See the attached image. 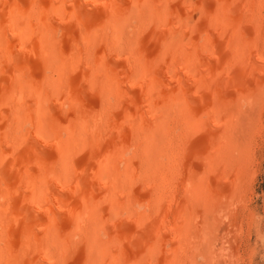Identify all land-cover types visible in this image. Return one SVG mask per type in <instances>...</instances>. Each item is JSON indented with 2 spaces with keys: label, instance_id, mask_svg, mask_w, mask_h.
Segmentation results:
<instances>
[{
  "label": "bare ground",
  "instance_id": "1",
  "mask_svg": "<svg viewBox=\"0 0 264 264\" xmlns=\"http://www.w3.org/2000/svg\"><path fill=\"white\" fill-rule=\"evenodd\" d=\"M261 11L264 0H0V264L209 258L202 243L240 191L228 163L208 161L231 151L214 125L235 136L249 119L230 109L237 82L260 83Z\"/></svg>",
  "mask_w": 264,
  "mask_h": 264
},
{
  "label": "rangeland",
  "instance_id": "2",
  "mask_svg": "<svg viewBox=\"0 0 264 264\" xmlns=\"http://www.w3.org/2000/svg\"><path fill=\"white\" fill-rule=\"evenodd\" d=\"M259 15H264V11H261L260 13L257 14V16H259ZM258 37H259L258 42H261V44L259 46V48H260L259 51H262V52H260V54L264 57V51H263L264 46H262V44H264V27L261 30V32L259 33ZM258 45H259V43H258ZM209 51H211V53L212 52L214 53L213 49H210ZM261 60H263V62H264V58H262ZM231 64H233V62ZM231 67L235 68L236 65H233ZM260 67H262V69H261L262 71L257 70V73H256L257 79L259 80L260 83L259 84L257 83L256 86L251 87L252 90H250L251 88H248L246 90L245 87H242L243 86L242 83L237 82V84H236V85L240 86V89H243V88L244 89L240 90V92L238 93V95L236 97L238 102L233 103L234 106L232 105L233 107L231 106L232 108L230 110L231 111L232 110H235V111L241 110L243 112L242 114H245L247 112L249 114L248 118L250 119V120L247 118H245V119L240 118L239 119L240 123L241 124L243 123L242 125L244 126V127L238 128L240 130V132L243 133V134H241L242 137L238 136V133H239L238 129L234 131L235 134H237V135L234 136V135L230 134L231 136H229V135H226L228 132H226V130L223 129V128H225L224 126H220L219 127L220 129H219L217 126L214 125V128H217L218 130H223L224 135L226 136L225 139L227 140L224 143L223 147L226 148V146L229 144L228 145L229 147H227V150L230 148L231 151H229V150L225 151V149L223 150V148L219 146L218 148L223 150V151H221L222 153L219 151L220 149H218V153L215 154V158L213 159V156L212 157L209 156L208 161L211 162L213 160L212 162H214V161H218L220 159L225 165L228 163L227 165L230 167V170L228 168L225 169V172L227 171V173L228 172L229 173L226 174L225 176H223V178H224L223 180L225 181V183L232 181L233 177H231V176H233V173L237 172L238 175H236V176L238 178L237 177L236 178L238 179L237 183L239 184V190L240 191L238 194V190L236 189L237 192L234 195L235 197H233L234 203L236 205V209L233 211L235 216L234 215L232 216L231 214H229V212L231 213V210H232V209H228L230 205H227L226 206L227 208H225V210H224V212L226 210H228L229 219L225 218L222 213L215 216L214 221H215V225L217 227H215L213 233L210 234L209 237L202 243L203 245L201 244L202 246H207V249L209 250V254L207 255V257H209V258H206L205 257L206 255L202 251L200 257H198L199 259L196 258V262H198L197 264H264V70H263L264 65H262ZM224 75L225 74L222 70V72H221V74H219V76H224ZM258 87H259V90L257 89ZM236 91H237V89H236ZM243 91H244V93H243ZM251 91L253 93H251ZM241 92H242V94H241ZM239 95H244V96L241 97ZM254 99H255V101H254ZM239 100H241V101H239ZM251 103H253V104H251ZM249 108L251 110H249ZM221 109H223V108H221ZM192 114H193V116H192ZM192 114H190L192 117V119L191 118L190 119L192 121L189 123L192 124L193 128H195V127H197L195 125V123L197 122L196 124L198 125V122L200 123L201 120H200V118L197 117L198 115L196 116L195 112H193ZM216 115H214V116L217 118L218 115L217 116ZM193 117H195V118H193ZM204 118H206V117H204ZM190 124H189V128L186 129V132L184 133L187 136H188V134L189 135L192 134V133H190L191 130L193 131ZM257 126L260 129H257L258 128ZM242 130H243V132H242ZM210 133H211V131H210ZM228 136L231 137L232 139L228 138ZM232 140L234 141L233 143H232ZM184 141H185L184 142V144H185L184 148L186 149V148H188L187 137ZM225 152H228V153L231 152V154H232L231 156L233 159L231 157H228V153H225ZM220 153L222 155L223 154L224 155L221 157ZM225 154H227L226 157H225ZM202 157H204V156H202ZM222 158H224V159H222ZM204 159L205 160H203V162H201L202 166L204 164H206L205 161L207 160V158H204ZM214 164L215 163H211L210 165H214ZM233 164L235 165V167L233 168L234 170H231V168L234 166ZM194 165H196V164H194ZM198 165H199L198 167H200V164H198ZM238 170H239V172H238ZM196 178H199V176H196ZM198 184L200 185L199 182H198ZM236 187H238V186H236ZM196 189H199V186H197ZM179 213H180V211H179ZM191 215L192 216H190V218H187L188 221H186L189 223V225L190 224L192 225L193 221L195 223V221L197 219H200V215H197V213H195V212H192ZM232 217H234L233 222H232ZM221 219H223V220H221ZM227 219L229 221H231V223L234 225V227L232 224H229V221ZM220 221H223V222H220ZM222 224L224 226H222ZM195 225H197V224L195 223ZM224 230H226L225 231L226 233L223 232ZM213 242H214V244H213ZM220 242H221V244H220ZM223 245H226V246L228 245L227 246L228 248L226 246H223ZM222 248H225V250ZM217 249H218V251H217ZM221 249H222V251H221ZM210 251H212L213 253L215 251L216 254L213 255L210 253ZM211 256L214 259H212ZM224 261L226 263H224Z\"/></svg>",
  "mask_w": 264,
  "mask_h": 264
}]
</instances>
